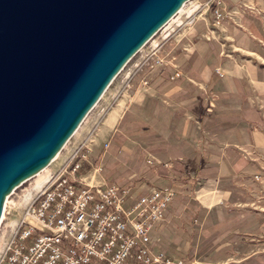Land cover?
Masks as SVG:
<instances>
[{
    "label": "water",
    "instance_id": "water-1",
    "mask_svg": "<svg viewBox=\"0 0 264 264\" xmlns=\"http://www.w3.org/2000/svg\"><path fill=\"white\" fill-rule=\"evenodd\" d=\"M186 1L0 0V218Z\"/></svg>",
    "mask_w": 264,
    "mask_h": 264
},
{
    "label": "crops",
    "instance_id": "crops-1",
    "mask_svg": "<svg viewBox=\"0 0 264 264\" xmlns=\"http://www.w3.org/2000/svg\"><path fill=\"white\" fill-rule=\"evenodd\" d=\"M253 8L264 12V0H221L222 11L230 13V20L226 18L219 26L227 47H232L228 54H223L222 41L205 38L209 17L200 20L186 37L178 36L161 49V56L177 68L167 65L145 70L119 99L118 113L109 114V118L113 113L116 116L107 125L111 131L127 111L134 125L129 141L145 140L147 153L156 158L149 165L161 179L147 188H134L136 194L170 186V176L178 174L182 182L191 177L213 185L232 181L235 185L229 190L234 197L243 194V187L254 186V175L264 174L260 172L264 164V65L258 62L264 51L256 41L264 36V19L253 14ZM216 68L222 76L215 73ZM175 70L181 75L171 79ZM145 80L148 84L143 87ZM240 149L249 154L245 156ZM104 176L107 183L115 184ZM229 190L221 196L230 195ZM158 231L159 227L151 235L154 250H167L175 259L184 257L183 250Z\"/></svg>",
    "mask_w": 264,
    "mask_h": 264
},
{
    "label": "built area",
    "instance_id": "built-area-1",
    "mask_svg": "<svg viewBox=\"0 0 264 264\" xmlns=\"http://www.w3.org/2000/svg\"><path fill=\"white\" fill-rule=\"evenodd\" d=\"M188 9L192 13L187 14ZM184 10L181 19L185 18L188 28L200 17L205 19L210 10L214 17L210 31L230 15L222 11L221 0H189ZM179 18L164 24L145 43L148 51L135 68L169 65L160 50L174 28L183 25ZM174 72L171 79L181 75ZM132 76L127 72L122 80L127 87ZM147 84V80L141 82L143 87ZM99 132V128L90 130L57 163L61 150L49 166L56 164L43 169L46 178L33 194L26 199L23 194L6 204L0 219V264H198L154 250L151 235L164 224L176 190L172 186L154 187L134 196L130 186L107 183L101 174L102 164L90 159ZM103 145L105 151L109 145ZM155 160L149 156L147 164Z\"/></svg>",
    "mask_w": 264,
    "mask_h": 264
},
{
    "label": "rangeland",
    "instance_id": "rangeland-1",
    "mask_svg": "<svg viewBox=\"0 0 264 264\" xmlns=\"http://www.w3.org/2000/svg\"><path fill=\"white\" fill-rule=\"evenodd\" d=\"M198 1L203 3L208 0ZM251 12L262 16L264 19V12L260 9L253 8ZM205 14L206 18L209 17L207 18L209 21L208 28L212 29L214 17L210 13V10ZM210 17L213 19L209 20ZM226 18L229 19V15ZM184 19L182 18L181 20L184 21ZM200 20L203 19L200 17L191 28L184 25L185 21L180 27H175L172 34L164 41V45L178 36L184 35L186 37ZM247 26L249 25L247 24ZM249 27L256 36L259 35L254 27ZM213 28L214 30H209L210 32L204 37L207 40L222 41L221 47L224 56H226L232 47H227L226 39L220 35L221 29L219 26H214ZM159 35L160 32L154 39L158 38ZM244 41L243 43L247 46L251 45L250 41ZM256 41H258V44L264 51V47L262 46V43L264 45V36ZM188 47L189 45L185 49L187 50ZM148 48L149 44L140 49L118 73L117 77L103 93L101 99L86 115V118L77 128L76 133L64 145L62 152L56 159L57 163L61 162L65 155L68 154V151L72 147L71 145L83 138L90 130L99 128L100 132L90 159L101 163L102 169V161L104 162L105 171L101 173L104 180V175L106 174L115 184L132 187L134 196L137 195L134 188L135 190H140L143 187L147 188L152 185L155 179V181L161 179L158 177L157 172L153 171L154 168L149 163L147 164L148 157L152 156L154 158V156L147 153L145 140L142 142L135 141L133 144L129 141L132 135L131 132H133L131 129L134 128V125H132L127 111L123 114L118 127H114V129H117L116 132L113 131L114 129L110 131L107 125L115 120V113L110 118L109 114L112 111H115L116 114L118 113V109L121 107L118 101L131 90L133 81L142 76L145 70H152L148 68L141 70L140 67H134V64L141 60L144 53L148 51ZM261 55V59L258 62L264 65V53ZM166 61L169 62L168 60ZM169 66L177 68L172 63H169ZM214 70L219 76L218 71L222 73L219 68ZM127 72L133 74L128 84L129 87L122 82ZM206 110L208 111V109ZM144 137L143 133V139ZM105 142L108 143L109 147L103 151L100 147H103ZM240 151L248 152L246 149H240ZM100 156L101 159H98ZM54 164L56 162L51 164L49 168H52ZM260 168H262L260 172L264 171V164ZM45 174L43 172L41 173V178L35 176L22 183L21 186L14 190V193L9 195L8 202L16 201L23 194L26 195L25 199L29 196V193L33 194L37 184L44 182L46 178ZM172 176H170L168 184L176 190L177 196L173 199L174 201L168 209L167 214L169 218L165 219L164 224L159 227L158 232L160 234L163 233L167 241L174 244L176 248L183 250L185 255L180 258L192 262L196 261L198 264H264V174L254 175L252 177L253 182H251L252 184L254 183V186H250L249 184L243 187L245 193L242 192L243 194H238L234 197L232 196L234 192L229 190L231 189L230 187H234L235 185L232 181L213 185L207 181L204 183L200 179L196 180L195 177H191L188 182H182L180 180L181 176L179 177L178 174ZM255 176H257V179ZM226 190H229L231 194L222 197L221 194ZM163 252L167 253V250ZM240 261L243 262L240 263Z\"/></svg>",
    "mask_w": 264,
    "mask_h": 264
},
{
    "label": "bare ground",
    "instance_id": "bare-ground-1",
    "mask_svg": "<svg viewBox=\"0 0 264 264\" xmlns=\"http://www.w3.org/2000/svg\"><path fill=\"white\" fill-rule=\"evenodd\" d=\"M188 1H189V0H188ZM188 1H186V2H188ZM186 2H185V4H184V5H183V6H182V7H181V8H180V9L174 14V16H172L171 19H170L168 22L165 23V25L170 24V22H172L173 19H175V17H178V18H179V15H181L180 18H179V19H181V17L185 14V13H183V12H184L183 10L185 9ZM191 11H192V9H188L187 12H189V13H187V14L192 13ZM142 48H143V47H142ZM142 48H141V49H142ZM102 96H103V95H102ZM76 130H77V129H76ZM75 133H76V131H75ZM57 156H58V154H57L54 158H56ZM50 163H51V162H50ZM103 168H104V167H103ZM44 170H46V169L44 168ZM44 170H41L40 172L36 173L35 176H37V177L39 176L38 178H41V177H42V176H41V173H43ZM35 176H34V177H35ZM23 183H24V182H23ZM21 184H22V183H21ZM41 184H42V182L39 183V184H37L36 188H38ZM18 187H19V186H18ZM18 187H17V188H18ZM15 189H16V188H15ZM15 189H14V190H15ZM12 191H13V190H12ZM8 198H9V195H8L7 198L5 199L4 207L6 206V204H7V202H8V200H7ZM3 211H4V208H3ZM3 211H2V214H3ZM1 217H2V215H1ZM0 219H1V218H0Z\"/></svg>",
    "mask_w": 264,
    "mask_h": 264
},
{
    "label": "trees",
    "instance_id": "trees-1",
    "mask_svg": "<svg viewBox=\"0 0 264 264\" xmlns=\"http://www.w3.org/2000/svg\"><path fill=\"white\" fill-rule=\"evenodd\" d=\"M177 195H175V197H176Z\"/></svg>",
    "mask_w": 264,
    "mask_h": 264
}]
</instances>
